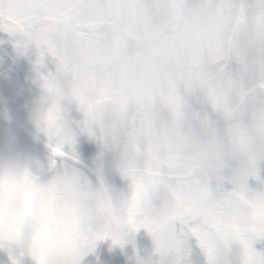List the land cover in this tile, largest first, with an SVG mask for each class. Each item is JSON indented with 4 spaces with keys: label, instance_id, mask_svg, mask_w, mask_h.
Segmentation results:
<instances>
[{
    "label": "snow or ice",
    "instance_id": "obj_1",
    "mask_svg": "<svg viewBox=\"0 0 264 264\" xmlns=\"http://www.w3.org/2000/svg\"><path fill=\"white\" fill-rule=\"evenodd\" d=\"M0 31L57 62L35 112L51 167L78 160V135L96 140L156 264H264L251 234L264 220V0H0ZM48 192L59 201L63 186ZM95 244L74 223L0 222L12 264H80Z\"/></svg>",
    "mask_w": 264,
    "mask_h": 264
},
{
    "label": "clouds",
    "instance_id": "obj_2",
    "mask_svg": "<svg viewBox=\"0 0 264 264\" xmlns=\"http://www.w3.org/2000/svg\"><path fill=\"white\" fill-rule=\"evenodd\" d=\"M0 222L24 220L37 229L75 224L87 243L100 240L111 246L123 245L129 228L122 218L121 206L112 189L98 177L93 184L75 168L65 169L48 181L33 172L34 153L22 143L21 133L28 129L14 123L7 106L0 108ZM35 114L29 122L36 125ZM35 127L30 134L38 138ZM57 180L63 186L59 201H53L48 185ZM251 234L264 239V220H257Z\"/></svg>",
    "mask_w": 264,
    "mask_h": 264
},
{
    "label": "flooded vegetation",
    "instance_id": "obj_3",
    "mask_svg": "<svg viewBox=\"0 0 264 264\" xmlns=\"http://www.w3.org/2000/svg\"><path fill=\"white\" fill-rule=\"evenodd\" d=\"M21 39L19 34H11L0 31V42L6 43V49L0 50V108L7 106L11 115L24 125L29 131L35 130L36 125L29 122V115L35 114L43 89L41 86V75L55 73L57 62L51 55H46L41 65L36 63L39 57V50L36 46L29 45L26 50L17 47V42ZM6 66V70H5ZM10 73V75H9ZM16 74V75H15ZM6 81L13 83L11 90L17 102L18 109L25 111V119L15 114L6 103L4 84ZM6 87V85H5ZM74 118L79 119L81 114L72 106ZM3 127V121L0 120ZM39 138L48 144L47 137L39 133ZM21 140L28 148L36 149L39 154L35 155L33 162V172L38 175L42 181H48L53 176L61 173L65 169L75 168L79 170L82 176L88 178L93 184L98 182V170L103 166V178L105 183L115 192L125 191L127 182L123 180L115 169V161L110 154H105L102 158L101 145L86 134H80L76 138V153L78 159L86 165L73 161L68 157H55L56 166L51 167L52 152L51 149L41 148L31 138L21 135ZM252 186H257L254 180H250ZM253 247L257 251L264 252V239L254 243ZM9 259L12 257L7 253ZM0 251V260L7 259ZM20 264H35L30 255L18 256ZM159 256L155 253L153 237L149 232L140 228L138 231H129V234L123 245L111 246L110 242L103 240L97 241L95 247L84 255L80 264H156ZM8 260V259H7Z\"/></svg>",
    "mask_w": 264,
    "mask_h": 264
},
{
    "label": "rangeland",
    "instance_id": "obj_4",
    "mask_svg": "<svg viewBox=\"0 0 264 264\" xmlns=\"http://www.w3.org/2000/svg\"><path fill=\"white\" fill-rule=\"evenodd\" d=\"M5 49H6V43L5 42H3V43L0 42V50L4 51ZM5 70H6V66H5ZM6 72H7V70H6ZM9 75H10V73H9ZM5 85H6V87H5ZM12 85H13V83L10 82V81H6L5 84H4V90H5V95H6V103L12 109V111L15 114L20 116L22 119H25V117H26L25 111L18 109L17 102H16V99H15V96H14V92L11 90ZM2 129H3V127L0 124V131H2ZM29 149L35 155L39 154V156H42L41 153H39L36 149H34L32 147H29ZM0 251L8 259V260L7 259L0 260V264H12V261L9 259V256H7V253L9 252V250L0 248ZM6 257H3V258H6Z\"/></svg>",
    "mask_w": 264,
    "mask_h": 264
},
{
    "label": "water",
    "instance_id": "obj_5",
    "mask_svg": "<svg viewBox=\"0 0 264 264\" xmlns=\"http://www.w3.org/2000/svg\"><path fill=\"white\" fill-rule=\"evenodd\" d=\"M4 107V105H3ZM13 117V116H12ZM13 121L14 123H19L17 120H15V118L13 117ZM31 131H24L21 133V135L25 136V137H29L31 138L34 142H36L41 148L45 149V150H49L50 148L48 147V144L46 142H44L41 138H33V136L30 134ZM69 158V157H68ZM76 162H79L80 164L86 165L84 162H82L81 160H77Z\"/></svg>",
    "mask_w": 264,
    "mask_h": 264
}]
</instances>
